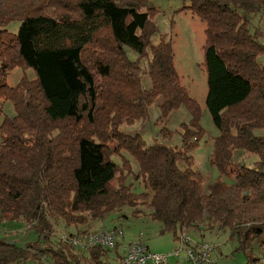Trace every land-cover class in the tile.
Returning <instances> with one entry per match:
<instances>
[{
	"label": "trees",
	"instance_id": "16d2710c",
	"mask_svg": "<svg viewBox=\"0 0 264 264\" xmlns=\"http://www.w3.org/2000/svg\"><path fill=\"white\" fill-rule=\"evenodd\" d=\"M55 2L61 14L37 0L0 14V226L24 221L37 236L24 245L0 236V264L29 258L108 264L120 258L119 243L116 258L102 247L80 252L69 241L78 234L53 241L52 218L86 226L126 208L158 221L175 240L185 231L219 226L239 241L236 251L246 264H258L255 247L264 251V65L258 61L264 45L251 16L264 10V0H190L177 12L206 26V107L219 131L209 162L234 180L206 186L193 156L205 137L202 111L182 84L172 41L161 36L153 42L159 11L148 0ZM14 22L19 26L12 32ZM20 67L35 78L9 86L6 77ZM159 98L162 118L181 106L191 116L179 146L148 145L142 135L121 129L147 118ZM2 101L13 104L14 116ZM172 135L164 127L157 138ZM237 151L259 160L248 167L236 160ZM130 177L145 191L136 192Z\"/></svg>",
	"mask_w": 264,
	"mask_h": 264
},
{
	"label": "rangeland",
	"instance_id": "374dc122",
	"mask_svg": "<svg viewBox=\"0 0 264 264\" xmlns=\"http://www.w3.org/2000/svg\"><path fill=\"white\" fill-rule=\"evenodd\" d=\"M44 2L49 6L48 11L54 14H61L63 10L59 6L54 11L55 0H37ZM149 4L155 7L159 13L155 16L154 21L158 32L153 37V42L158 44L161 41V36H166V41H172V46L175 53V66L181 76L182 84L187 89L189 95L196 100L202 111L201 125L205 130V137L200 141L198 148L193 152L195 159V169L199 171L205 178V186L209 183L222 178L228 184H232L234 180L229 176H222L220 171L212 166L209 162V156L212 147V141L219 136V131L213 124L209 111L206 107V96L208 91L207 75L204 67V50L203 47L206 42L205 24L191 13H177L184 5H189L190 0H148ZM20 3H27V0H0V14L10 11V7ZM44 4V5H45ZM14 7V6H13ZM12 8V7H11ZM251 29H259L261 32L260 42L264 45V10L257 15L251 16ZM19 23L14 22L10 24L9 30L15 32ZM132 56V55H131ZM137 58V56H133ZM258 61L264 65V55L259 56ZM26 77L29 80L35 78L32 70L27 68H15L7 77L6 83L9 86L16 85L20 79ZM143 87L150 88L151 83L147 76L142 75ZM5 113L9 116H14V106L10 101H2ZM162 99L159 98L155 104L148 109L147 118L136 121L134 125H122L121 129L129 134H140L144 137L148 145L155 142L165 144L170 147L179 146L181 141L179 132L182 130L183 124H188L191 116L188 110L181 106L178 110L171 113V115L164 119L160 112V104ZM161 118V120H160ZM166 127L173 132L170 139L162 140L158 137L160 129ZM256 134L261 135V131ZM134 164V170L137 171L136 162L127 155ZM235 158L239 163H243L248 167L259 160V157L254 154L237 151ZM133 182L134 190L136 192H143L145 188L140 181H134L131 177L128 180ZM145 215V214H144ZM134 217L132 209L126 208L123 211L118 210L111 213L106 219H96L89 221L86 226H71L66 224L56 217L52 218L54 225L53 230L57 237H53V241L57 242L58 237L64 239L70 234L81 235V231L88 233L97 232L100 230H115L117 232V241L119 243L118 251H122L126 244L133 242H143L151 251L159 254L170 256L168 264H190L187 260V245H184L185 250L181 251L179 256H174L176 250H179L181 244L179 239L175 240L172 233H162V226L158 221L153 220L149 216ZM27 223L24 221L5 222L0 226V236L5 238L8 242H14L19 245L35 241L37 236L33 231L28 230ZM188 239L192 244H208L212 251L210 260L212 264H246V257L243 252L236 251L239 246V241L231 238L228 230L219 226L212 229L203 226L200 231H185ZM182 233V234H183ZM181 234V235H182ZM234 239V240H232ZM66 240V239H65ZM37 248L42 244H35ZM45 245V244H44ZM201 247V246H200ZM255 247L256 256L260 261L258 264H264L263 248ZM199 248L195 249L198 250ZM33 250L29 253L31 257ZM111 256L116 258L115 250ZM26 264H36L33 258ZM113 258H111L112 260ZM110 260V261H111Z\"/></svg>",
	"mask_w": 264,
	"mask_h": 264
},
{
	"label": "built area",
	"instance_id": "2783aa9c",
	"mask_svg": "<svg viewBox=\"0 0 264 264\" xmlns=\"http://www.w3.org/2000/svg\"><path fill=\"white\" fill-rule=\"evenodd\" d=\"M117 232L115 230H100L91 232L83 236L73 237L69 241L80 252L86 253L94 247H102L107 250H114L118 244ZM180 248L176 250L174 256H179L187 245V260L191 264H212L210 254L212 248L208 244H192L186 233L180 238ZM201 246V247H200ZM199 248L198 250H195ZM120 258L108 262V264H168L169 257L165 254L155 253L143 242H133L126 244L119 252Z\"/></svg>",
	"mask_w": 264,
	"mask_h": 264
},
{
	"label": "crops",
	"instance_id": "0c3cea01",
	"mask_svg": "<svg viewBox=\"0 0 264 264\" xmlns=\"http://www.w3.org/2000/svg\"><path fill=\"white\" fill-rule=\"evenodd\" d=\"M131 243V242H130ZM129 244V243H128ZM151 250V249H150ZM191 264V263H190Z\"/></svg>",
	"mask_w": 264,
	"mask_h": 264
}]
</instances>
